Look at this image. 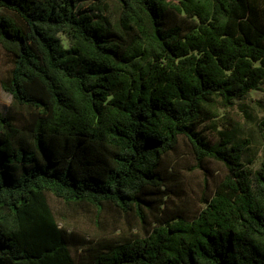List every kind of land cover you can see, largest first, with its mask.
Returning a JSON list of instances; mask_svg holds the SVG:
<instances>
[{
	"label": "trees",
	"instance_id": "16d2710c",
	"mask_svg": "<svg viewBox=\"0 0 264 264\" xmlns=\"http://www.w3.org/2000/svg\"><path fill=\"white\" fill-rule=\"evenodd\" d=\"M0 53V264H264L227 112L264 84V0H0Z\"/></svg>",
	"mask_w": 264,
	"mask_h": 264
},
{
	"label": "rangeland",
	"instance_id": "374dc122",
	"mask_svg": "<svg viewBox=\"0 0 264 264\" xmlns=\"http://www.w3.org/2000/svg\"><path fill=\"white\" fill-rule=\"evenodd\" d=\"M65 46L68 45L64 35H60ZM6 57L0 53V79L4 70L7 67ZM10 104V95L1 88L0 83V113H4L5 109ZM221 113H224L220 109ZM227 112L232 114L240 121L238 137L248 140V147L243 154L245 162H252L250 167L256 169L261 160L264 158V126H261V121L264 119V84L261 89L251 90L246 99L235 101V105L227 109ZM214 173L218 172L219 168L212 164ZM187 181L190 188L194 191L199 190L203 175L199 171H194L187 175ZM51 203L55 207H61V203L51 199ZM65 225L72 229L86 231L89 234L100 233L96 228L94 218L88 217L86 214H71L67 212Z\"/></svg>",
	"mask_w": 264,
	"mask_h": 264
}]
</instances>
